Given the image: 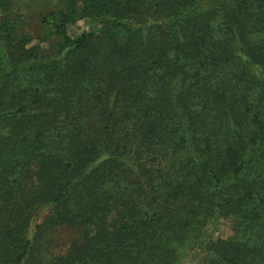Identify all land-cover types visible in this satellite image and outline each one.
Here are the masks:
<instances>
[{
  "label": "trees",
  "instance_id": "obj_1",
  "mask_svg": "<svg viewBox=\"0 0 264 264\" xmlns=\"http://www.w3.org/2000/svg\"><path fill=\"white\" fill-rule=\"evenodd\" d=\"M41 23L54 55L0 18V264H264V0H66ZM53 227L76 238L38 245Z\"/></svg>",
  "mask_w": 264,
  "mask_h": 264
},
{
  "label": "rangeland",
  "instance_id": "obj_2",
  "mask_svg": "<svg viewBox=\"0 0 264 264\" xmlns=\"http://www.w3.org/2000/svg\"><path fill=\"white\" fill-rule=\"evenodd\" d=\"M8 2L5 8H0V18L7 16L17 35L25 36L27 34L33 38L31 44L38 43L41 55H54L57 48V39L49 34V31H51L49 23H41V18L49 11L62 8L66 0H8ZM93 23L89 16H79L73 29L82 31L93 25ZM48 215L49 206L47 205H41L34 211L30 221L29 237L33 238L38 231L37 227L42 224ZM204 230L212 239L225 238L231 233V224L226 219H220L214 223H208ZM76 234L75 230L68 227H53L38 235L37 243L56 252L64 249L76 238ZM197 261V254L189 253L182 264H197Z\"/></svg>",
  "mask_w": 264,
  "mask_h": 264
}]
</instances>
